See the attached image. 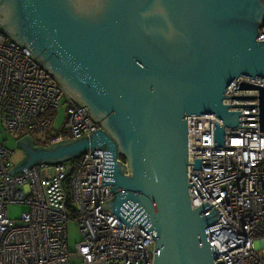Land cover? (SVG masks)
I'll list each match as a JSON object with an SVG mask.
<instances>
[{
    "label": "water",
    "instance_id": "1",
    "mask_svg": "<svg viewBox=\"0 0 264 264\" xmlns=\"http://www.w3.org/2000/svg\"><path fill=\"white\" fill-rule=\"evenodd\" d=\"M263 23L264 0H0V31L99 123L49 145L20 136L24 156L8 172L102 149L101 185L113 197L100 205L151 232L153 264H215L208 230L230 224L214 225L221 213L208 201L191 206L187 119L215 115L217 148L226 127H242V112L223 100L239 77L264 81Z\"/></svg>",
    "mask_w": 264,
    "mask_h": 264
},
{
    "label": "built area",
    "instance_id": "2",
    "mask_svg": "<svg viewBox=\"0 0 264 264\" xmlns=\"http://www.w3.org/2000/svg\"><path fill=\"white\" fill-rule=\"evenodd\" d=\"M257 41H264V23ZM241 82L251 86L240 88ZM264 81L239 77L224 103L242 112V127H226L225 147H214L215 115L187 119L188 182L192 207L205 201L221 215L209 232L220 251L215 264H264V131L258 122V88ZM65 98V125L46 138L60 99ZM86 106L70 99L55 78L0 31V120L8 130L46 139L88 135L99 127ZM12 151L0 142V264H153L155 241L139 224L127 226L101 203L113 193L103 184V150L95 149L56 164H35L10 175ZM200 160V168L193 163ZM9 204L27 207L18 217ZM72 209V210H71ZM72 211L74 213H72ZM80 233L75 252L67 244V222Z\"/></svg>",
    "mask_w": 264,
    "mask_h": 264
},
{
    "label": "rangeland",
    "instance_id": "3",
    "mask_svg": "<svg viewBox=\"0 0 264 264\" xmlns=\"http://www.w3.org/2000/svg\"><path fill=\"white\" fill-rule=\"evenodd\" d=\"M66 99L61 98L58 107L56 108L53 116V122L51 128L47 132L41 133L42 136H46L49 133H53V135L62 131V128L65 125V109H66ZM19 134L8 130L4 123L0 120V142L4 144L8 149L12 151L10 156V161L15 166L19 160H21L24 156L23 151L19 146L16 145V141L18 140ZM27 207L23 204H9L7 207L8 215L12 218L18 217L20 213L26 210ZM80 240V233L78 231V225L74 218H69L67 222V244L69 246L70 251L75 252L76 244ZM264 258V251L262 252ZM71 260L77 264H83L80 257H72Z\"/></svg>",
    "mask_w": 264,
    "mask_h": 264
},
{
    "label": "trees",
    "instance_id": "4",
    "mask_svg": "<svg viewBox=\"0 0 264 264\" xmlns=\"http://www.w3.org/2000/svg\"><path fill=\"white\" fill-rule=\"evenodd\" d=\"M55 135H56V134H55ZM55 135H53V133H49V134L46 135V138L54 137ZM19 137H20V136H18V138H19ZM32 138H33V140H34V143L37 144V145H47V143H46V139L43 140L41 137H38V136H35V135H33ZM71 210H72V209H71ZM72 213H74V212L72 211Z\"/></svg>",
    "mask_w": 264,
    "mask_h": 264
},
{
    "label": "flooded vegetation",
    "instance_id": "5",
    "mask_svg": "<svg viewBox=\"0 0 264 264\" xmlns=\"http://www.w3.org/2000/svg\"><path fill=\"white\" fill-rule=\"evenodd\" d=\"M37 145V144H36Z\"/></svg>",
    "mask_w": 264,
    "mask_h": 264
}]
</instances>
